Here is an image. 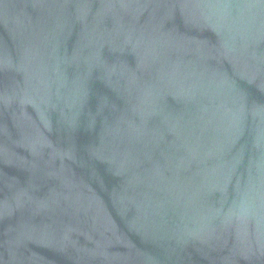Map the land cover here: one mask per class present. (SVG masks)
I'll use <instances>...</instances> for the list:
<instances>
[{
    "label": "water",
    "instance_id": "1",
    "mask_svg": "<svg viewBox=\"0 0 264 264\" xmlns=\"http://www.w3.org/2000/svg\"><path fill=\"white\" fill-rule=\"evenodd\" d=\"M0 264H264V0H0Z\"/></svg>",
    "mask_w": 264,
    "mask_h": 264
}]
</instances>
